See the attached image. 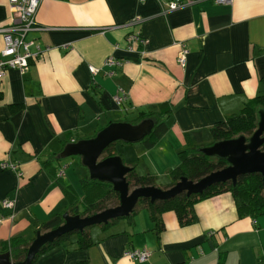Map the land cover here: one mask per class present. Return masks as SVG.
Returning a JSON list of instances; mask_svg holds the SVG:
<instances>
[{
	"label": "crops",
	"instance_id": "0c3cea01",
	"mask_svg": "<svg viewBox=\"0 0 264 264\" xmlns=\"http://www.w3.org/2000/svg\"><path fill=\"white\" fill-rule=\"evenodd\" d=\"M171 1H42L26 37L37 56L25 73L10 69L0 82V246L16 235L33 237L66 210L63 187L74 188L71 163L61 157L68 144L169 103L168 130L154 147L121 149L125 165L167 178L166 186L180 150L203 144L213 125L264 94V0H197L163 15ZM10 14L9 0H0V27L10 24ZM134 17L141 21L130 25ZM137 32L144 44L128 41ZM180 42L190 51L184 68L177 61ZM3 45L0 34V59ZM111 56L123 62L114 74L104 66ZM122 92L128 98L118 105L114 97ZM55 153L52 166L41 164ZM7 160L21 175L2 168ZM86 175L80 173V183ZM6 199L12 208L3 205ZM196 213L198 222L181 226L176 213L166 212L157 234L148 210L140 209L108 232L99 229L92 247L60 245L39 264H264V216L239 217L230 192L197 203ZM145 248L148 260L126 255Z\"/></svg>",
	"mask_w": 264,
	"mask_h": 264
},
{
	"label": "trees",
	"instance_id": "16d2710c",
	"mask_svg": "<svg viewBox=\"0 0 264 264\" xmlns=\"http://www.w3.org/2000/svg\"><path fill=\"white\" fill-rule=\"evenodd\" d=\"M264 110V94H258L254 98L245 103L243 108L235 114L229 115L225 120L213 125L210 129L213 142L209 145L191 144L180 150L178 153L179 164L170 169L168 175L171 182L166 186H160L158 177L152 173L140 174L136 166L127 174V180L131 188L140 186H158L161 188H169L178 182L182 177H186L192 181H198L211 172L224 169L230 165L227 157H219L217 155H208L203 151L205 147H209L216 142L226 141L246 135L249 138L259 126L258 111ZM173 109L169 103H162L157 110H142L138 116L131 122L138 124L146 118L152 119L154 125L152 130L139 142L143 143L147 148L154 147L161 137L168 130L167 118ZM125 143V141H122ZM129 143V142H127ZM137 143V142H136ZM64 150V148H63ZM264 150V144L262 145ZM60 155V154H59ZM55 153L46 158H42L43 166H52V160L58 158ZM120 155L112 143L103 153V158ZM81 157L80 155H78ZM123 159V157H122ZM51 168V170H53ZM82 194H78L73 187H63L69 205L63 213L55 215L50 220L41 223L36 228L34 235L27 238L24 235H16L0 246V252H10L11 259L14 262L23 261L26 257L28 247L36 237L38 231L44 233L62 225L64 213L71 215H80L82 217L95 214L106 208L116 206L120 202V194L114 189L113 183L109 181H101L93 179L89 175L81 179ZM71 189V191H70ZM225 192H230L234 198L239 217L258 218L264 216V180L260 173H248L238 177L237 183L232 181L220 182L207 188L203 193L187 195L183 192L173 198L167 200H158L151 202L149 198H141L135 211L128 217H133L140 209H147L150 219L154 224V230L160 234L164 229L163 215L166 212H174L181 226H187L198 222L199 218L196 213V204L210 199L214 196ZM111 220L107 224L95 225L104 232H108L122 219ZM93 226L86 227L84 230H74L57 238L54 242L45 244L37 254L32 264H39V259L46 253L52 251L60 245H66L73 250H83L92 247L98 241L93 237ZM95 228V227H94ZM112 235V234H110ZM109 235V236H110Z\"/></svg>",
	"mask_w": 264,
	"mask_h": 264
},
{
	"label": "water",
	"instance_id": "95a60500",
	"mask_svg": "<svg viewBox=\"0 0 264 264\" xmlns=\"http://www.w3.org/2000/svg\"><path fill=\"white\" fill-rule=\"evenodd\" d=\"M153 125L154 121L149 118L138 124L116 122L102 129L92 139L68 144L62 151L61 157L80 155L82 164L88 168L91 178L113 183L114 189L120 194L119 204L85 217L64 213L65 222L62 225L44 233L37 232L23 261L14 262L9 251L0 252V264H32L45 244L54 242L74 230L82 231L86 227L107 224L111 220L128 217L135 211L141 198H149L153 203L173 198L183 192H187V195L203 193L210 186L220 182L232 181L236 184L239 176L248 173H260L264 180V150H262L264 112H261L259 126L249 138L242 135L235 139L216 142L203 149L208 155L227 157L230 165L226 168L211 172L198 181L182 177L166 189L158 186L131 188L127 174L132 167L125 165L120 155L103 158V153L107 147L117 141L129 143L141 141L152 130Z\"/></svg>",
	"mask_w": 264,
	"mask_h": 264
},
{
	"label": "built area",
	"instance_id": "2783aa9c",
	"mask_svg": "<svg viewBox=\"0 0 264 264\" xmlns=\"http://www.w3.org/2000/svg\"><path fill=\"white\" fill-rule=\"evenodd\" d=\"M43 0H9L10 2V24L0 27V34L3 37V48L1 50L0 59V82L10 69H18L21 73H25L30 66V59L37 55L31 51L32 41L26 39L27 35L36 28V14ZM216 3H229L232 0H215ZM197 2V0H172L168 7L162 10L163 15H167L172 11L188 7ZM141 21L140 17H134L129 24L135 25ZM128 41H137L145 43L146 40L140 37L139 32L128 36ZM180 50L178 52L177 61L181 67L187 65L189 48L185 42H180ZM123 62L111 56L106 59L104 66L108 67V74H114V67L122 65ZM90 71L97 74L99 67L90 65ZM128 98L124 92L118 93L114 100L118 105H122ZM2 168L16 171L19 175V165L10 160L1 163ZM3 205L8 208L14 206L12 200L6 199ZM4 216L0 214V223ZM126 255L137 261H145L149 259L150 251L148 249H133L126 252Z\"/></svg>",
	"mask_w": 264,
	"mask_h": 264
},
{
	"label": "rangeland",
	"instance_id": "374dc122",
	"mask_svg": "<svg viewBox=\"0 0 264 264\" xmlns=\"http://www.w3.org/2000/svg\"><path fill=\"white\" fill-rule=\"evenodd\" d=\"M126 121H131V119L129 118ZM212 142H213V139L210 136L209 138H207V139H205L203 141V144L209 145ZM128 144H130V143H127V142L124 143L122 141H117V142L114 143V147L117 148L116 149L117 152H119V154H121V152H122L121 149L123 148L122 146L123 145H128ZM134 144L135 145H137V144H141L142 145L143 143L138 142V143H134ZM130 145H133V144H130ZM63 160H66L67 162L69 161L71 163L69 165L67 174L69 176L70 181L74 185L75 189L74 188H72V189H74L75 191L77 190L78 192L77 191L76 192L78 194H81L82 193V189H81V186H80V177H81L80 173H82V171H89L88 168H86L84 165L81 164V158L79 156H73V157L70 156V157L64 158ZM168 178L170 179L169 175H168ZM167 182H168L167 178H160L158 180V183L160 184L161 187L164 186L165 184H167ZM70 191H71V189H70ZM91 232H92V235H93L94 238H98L100 231H99V228L97 226H93Z\"/></svg>",
	"mask_w": 264,
	"mask_h": 264
}]
</instances>
